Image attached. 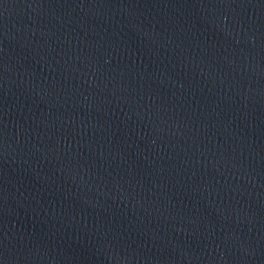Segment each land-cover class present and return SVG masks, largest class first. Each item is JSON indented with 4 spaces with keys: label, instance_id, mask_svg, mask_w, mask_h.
I'll use <instances>...</instances> for the list:
<instances>
[{
    "label": "water",
    "instance_id": "95a60500",
    "mask_svg": "<svg viewBox=\"0 0 264 264\" xmlns=\"http://www.w3.org/2000/svg\"><path fill=\"white\" fill-rule=\"evenodd\" d=\"M0 264H264V0H0Z\"/></svg>",
    "mask_w": 264,
    "mask_h": 264
}]
</instances>
